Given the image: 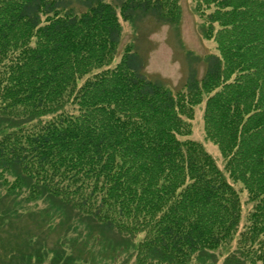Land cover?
Masks as SVG:
<instances>
[{
    "label": "trees",
    "instance_id": "1",
    "mask_svg": "<svg viewBox=\"0 0 264 264\" xmlns=\"http://www.w3.org/2000/svg\"><path fill=\"white\" fill-rule=\"evenodd\" d=\"M117 1L0 0V117L14 121L0 128V212L15 195L52 196L106 230L144 234L138 264H204L237 234L225 263H264V0H194L216 50L177 90L145 72L133 43L117 56L122 20L178 24L181 1ZM204 99L228 176L189 136ZM237 183L252 205L241 232ZM19 236L0 232L20 244L11 257L0 248L2 264L45 262L39 240ZM49 250L52 264L88 263Z\"/></svg>",
    "mask_w": 264,
    "mask_h": 264
},
{
    "label": "rangeland",
    "instance_id": "2",
    "mask_svg": "<svg viewBox=\"0 0 264 264\" xmlns=\"http://www.w3.org/2000/svg\"><path fill=\"white\" fill-rule=\"evenodd\" d=\"M180 1L183 11L178 24H164L152 15H143L135 22L121 19L123 34L117 56L119 59L126 44L133 43L144 59L145 72L151 78L160 79L176 90L182 87L190 70L196 69L198 75H203L206 70L207 56L216 50L214 39L208 40L201 32V20L195 11L194 0ZM205 102L206 99L196 106L195 116L191 121L192 133L189 136L202 143L228 176L223 153L219 146L207 136L204 122ZM9 120L0 117V128L6 130L7 127L3 126L4 124H14V121L9 122ZM235 185L241 191L243 203L239 229L241 232L247 224V216L252 205L247 203L248 192L242 184ZM2 192L4 193L3 190ZM15 196L19 204L13 205L10 198L6 201V209L0 212L5 218L3 222H0V232L5 235L11 234L12 237L13 234L21 235L22 237L19 236L21 243L26 241L24 236L31 237L30 241L33 244L39 240L41 252L46 251L45 254H49L45 262L41 264H52L51 259L56 253L50 251L51 248L66 249L68 254L73 251L76 257H78L77 254H81L88 260L87 264H138L135 244L137 245L144 234L130 238L117 231L106 230L96 220L81 215L69 206L55 202L52 196H43L37 201H27L26 194ZM2 205L3 202L0 206ZM238 237L239 234L231 245L223 247L225 249H218L204 264H226L225 258L228 253L237 248ZM0 248L11 257V254L20 248V244L12 239L4 241L0 237ZM259 248V244L250 247L255 253ZM21 250L24 252V248L19 251ZM1 258L0 256V264H2ZM78 264L86 263L78 261ZM198 264L203 263L198 262ZM256 264L264 263L260 261Z\"/></svg>",
    "mask_w": 264,
    "mask_h": 264
}]
</instances>
